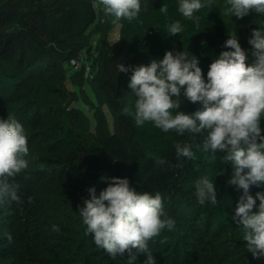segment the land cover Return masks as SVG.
<instances>
[{"label":"trees","instance_id":"16d2710c","mask_svg":"<svg viewBox=\"0 0 264 264\" xmlns=\"http://www.w3.org/2000/svg\"><path fill=\"white\" fill-rule=\"evenodd\" d=\"M95 2L0 0V118L13 105L6 119L23 125L29 148L28 168L10 181L19 185L21 202L0 201V264H145L143 254L136 260L127 253L112 257L87 234L78 206L88 198V188L95 187L99 195L108 186L101 176L126 177L138 192L161 195L174 226L148 242L156 264H264V258L247 251L243 229L232 219L243 190L227 183L231 165L197 149L203 136L164 132L152 122L137 126L136 96L128 87L132 72L117 69L119 63L134 69L162 59L166 51H184L197 57L206 81L210 64L201 52L202 39L229 50L225 41L238 36L250 56L248 39L252 29L264 30V14L253 11L241 20L229 11V0H201L205 7L196 12L198 25L189 18L179 20L173 0H140L141 11L131 22L112 16L108 29L120 26L119 41L112 44L105 38L93 65L113 123L98 108L93 116L97 131L91 132L73 105L63 64L89 49L92 36L102 30ZM163 5L166 14L159 11ZM177 21L183 31L168 36L166 25ZM33 80L41 83L49 101L24 93ZM180 99L179 111L185 114L201 108L184 97L183 89ZM126 106L133 114L124 113ZM261 128L264 135V117ZM176 143L190 144L194 158L178 159ZM204 176L214 181L216 205L198 202L196 182ZM257 191L264 192V184L252 186L250 194Z\"/></svg>","mask_w":264,"mask_h":264},{"label":"clouds","instance_id":"9594fccd","mask_svg":"<svg viewBox=\"0 0 264 264\" xmlns=\"http://www.w3.org/2000/svg\"><path fill=\"white\" fill-rule=\"evenodd\" d=\"M229 11L238 19L253 11L264 14V0H229ZM103 6L115 21L131 22L141 11L140 0H98L93 7ZM205 7L201 0H180L179 12L185 18ZM210 7V6H209ZM159 11L166 14L167 5ZM114 21V22H115ZM183 31L180 22L166 25L168 36ZM249 52L242 48L238 36L232 35L224 43L219 57L210 65L205 81L199 60L184 51H166L162 59H152L136 68L117 65L119 73L132 72L128 87L136 96L134 117L137 126L152 122L164 132L175 130L203 136L197 149L210 153L231 165L233 171L227 181L243 193L236 204L233 221L243 229V241L253 258H264V192L250 194L252 186L264 184V30L252 29L248 39ZM201 108L192 114L179 111L181 93ZM133 114L131 106L123 109ZM177 158H194L190 144H175ZM218 153H224L222 157ZM27 136L21 123L14 118L0 119V201L21 202L19 185L10 182L28 168ZM159 163H165L161 160ZM222 174L217 172L216 175ZM108 186L96 194L88 188V198L79 207V214L94 243L112 257L128 254L132 260L146 255L145 264H156L148 242L161 230H171L174 221L166 216L162 197L157 192H138L128 178L101 176ZM198 202L216 205L214 181L208 176L196 182ZM257 201L259 204L257 205ZM253 209H257L253 211ZM161 217H164L163 219ZM54 231L59 229L54 225Z\"/></svg>","mask_w":264,"mask_h":264},{"label":"rangeland","instance_id":"374dc122","mask_svg":"<svg viewBox=\"0 0 264 264\" xmlns=\"http://www.w3.org/2000/svg\"><path fill=\"white\" fill-rule=\"evenodd\" d=\"M80 0H77L79 3ZM216 1H226V0H216ZM174 7L178 19L181 20L183 15L179 12L180 0H173ZM95 4H98L96 0ZM99 13V25L102 29L100 32L94 34L91 38V43L89 49L83 51L79 57L71 61L70 63L63 64V72L65 73V82L75 97L73 105L81 110L83 116V124L88 131L96 132L97 124L94 120V112L98 108H102L105 113L108 115L110 123L112 125L113 119L110 113L108 106L104 103L97 83L94 79V74L96 68L93 65V61L96 58V49L98 45L107 38L110 43L115 44L119 41V25H115L111 31H109V24L112 18V15L106 14L103 6L96 7ZM197 24H200V20L194 13L193 17L190 18ZM237 21V20H236ZM89 31L87 32V34ZM201 52L205 57L206 61L211 64L215 59L219 57V54L222 51H225L223 47L218 44L217 41L204 37L200 42ZM28 72V71H27ZM88 72V74L86 73ZM24 93L28 96L30 95L32 99H37L41 102L49 101L47 93L44 91L41 83L39 81L33 80L31 83L23 90ZM20 102H16L15 106ZM13 105H8L4 114L0 119H6L12 111ZM182 209L183 205H179Z\"/></svg>","mask_w":264,"mask_h":264},{"label":"built area","instance_id":"2783aa9c","mask_svg":"<svg viewBox=\"0 0 264 264\" xmlns=\"http://www.w3.org/2000/svg\"><path fill=\"white\" fill-rule=\"evenodd\" d=\"M88 74V72H86Z\"/></svg>","mask_w":264,"mask_h":264}]
</instances>
